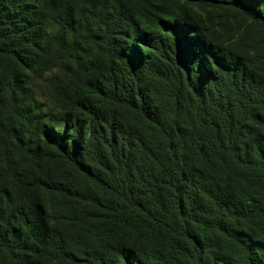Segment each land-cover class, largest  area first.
I'll list each match as a JSON object with an SVG mask.
<instances>
[{
    "label": "trees",
    "instance_id": "16d2710c",
    "mask_svg": "<svg viewBox=\"0 0 264 264\" xmlns=\"http://www.w3.org/2000/svg\"><path fill=\"white\" fill-rule=\"evenodd\" d=\"M0 264H264V0H0Z\"/></svg>",
    "mask_w": 264,
    "mask_h": 264
}]
</instances>
